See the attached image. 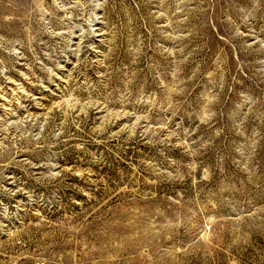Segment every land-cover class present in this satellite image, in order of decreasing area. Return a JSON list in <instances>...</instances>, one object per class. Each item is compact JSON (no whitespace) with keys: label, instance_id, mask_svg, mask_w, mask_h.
I'll list each match as a JSON object with an SVG mask.
<instances>
[{"label":"rangeland","instance_id":"1","mask_svg":"<svg viewBox=\"0 0 264 264\" xmlns=\"http://www.w3.org/2000/svg\"><path fill=\"white\" fill-rule=\"evenodd\" d=\"M0 264H264V0H0Z\"/></svg>","mask_w":264,"mask_h":264}]
</instances>
